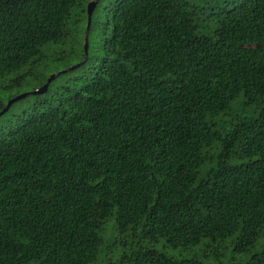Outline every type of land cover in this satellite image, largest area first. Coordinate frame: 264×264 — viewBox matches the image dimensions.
Instances as JSON below:
<instances>
[{
	"label": "trees",
	"instance_id": "1",
	"mask_svg": "<svg viewBox=\"0 0 264 264\" xmlns=\"http://www.w3.org/2000/svg\"><path fill=\"white\" fill-rule=\"evenodd\" d=\"M89 1L0 0V111L87 39L0 136V264H264V0Z\"/></svg>",
	"mask_w": 264,
	"mask_h": 264
},
{
	"label": "rangeland",
	"instance_id": "2",
	"mask_svg": "<svg viewBox=\"0 0 264 264\" xmlns=\"http://www.w3.org/2000/svg\"><path fill=\"white\" fill-rule=\"evenodd\" d=\"M88 1V0H86ZM92 0H90L89 2H91ZM88 2V3H89ZM76 65V64H74ZM74 65H71L70 67L74 66ZM67 65H62V66H59L57 67L53 73H59V72H62V71H65L67 69H65ZM51 73V74H53ZM50 74V75H51ZM36 87V85H33L31 83H28V84H23L22 87L18 88V89H14L8 93H5L2 95V100L5 104L8 103L9 100L13 99L14 97H17L21 94H24V93H30L32 91H34L33 89ZM34 97L33 96H28L27 98H23L21 100H18L16 102H14L9 110L7 112H5L2 116H0V136L7 132V130L13 128L15 126V123H16V120L19 118V116H21L23 114L24 111H26V108H28L34 101ZM113 225V222L110 221L107 226H106V233H105V236L103 237L104 238V248L105 247H108L110 248V250L108 251V253L106 252H102L99 256H98V259L96 261V263L100 262L102 259H104V255L106 253V259L107 260H110L112 261L113 263H115V261L117 260L118 256L121 255V253L123 252L124 248L122 247H117L115 248L114 246V243H115V240L117 238L113 237V239L109 238L108 235H109V231H110V228L112 227ZM115 238V239H114ZM111 245V246H110ZM225 247H227L225 250H223V253L226 254L222 257H220V260L222 262H227L229 260V258L231 257V254H232V246H229V245H225ZM156 249L158 250H162L163 252L167 253V254H171L172 255V251L168 248H166L167 250L165 249H162L161 248V243L159 242V244H157L155 246ZM176 257H183L185 255L183 254H179L178 252H176L174 254ZM246 256H241V257H236V260H244ZM208 263L209 264H215V262L210 259L208 260Z\"/></svg>",
	"mask_w": 264,
	"mask_h": 264
},
{
	"label": "water",
	"instance_id": "3",
	"mask_svg": "<svg viewBox=\"0 0 264 264\" xmlns=\"http://www.w3.org/2000/svg\"><path fill=\"white\" fill-rule=\"evenodd\" d=\"M96 1H97V0H92V1L89 2L88 5H87V9H86V13H87L86 32H87V30H88V28H89V26H90L92 10H93L94 7H95ZM86 32H85V36H86ZM84 54H85V55H84V59H83L80 63H78V64H76V65L70 67V68L67 69V70H72V69H74L75 67H78L83 61H85V59H86V54H87V39H86V37H85V40H84ZM63 72H66V70H65V71H62V72H59V73H53V74H51V75L47 78L46 82H45L40 88H38V89H36V90H34V91L30 92V93H24V94H21V95H19V96H17V97H14V98L11 99V100H9L8 103L5 105V107L0 111V116H2V115H3V114H4V113L10 108V106H11L14 102H16V101H18V100H21V99L25 98L28 94H31V95H39V94H43V93L47 90V88H48L49 84L51 83V81H52L53 79H55V77H56L57 75H59L60 73H63Z\"/></svg>",
	"mask_w": 264,
	"mask_h": 264
}]
</instances>
